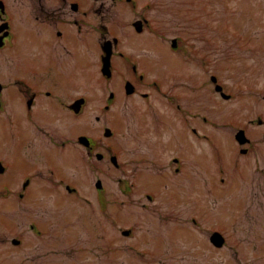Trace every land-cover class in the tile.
<instances>
[{"label": "rangeland", "instance_id": "rangeland-1", "mask_svg": "<svg viewBox=\"0 0 264 264\" xmlns=\"http://www.w3.org/2000/svg\"><path fill=\"white\" fill-rule=\"evenodd\" d=\"M138 1L136 6L152 20L153 30L138 34L130 29L128 24L139 12L126 2L116 8L104 3L100 13L92 12L95 28L90 25L86 30L97 40L102 37L97 30L102 24L110 32L107 37L119 34L124 47L140 56L147 69L143 88L153 90L149 82L165 81L170 92L183 94L182 108L160 94L147 104L141 96L136 101L122 97L119 91L116 98L122 99L112 111L100 112L99 102L103 103L101 95L107 86L87 71L91 46L83 47L82 39L71 38L81 49V61L66 60L72 65L68 86L77 85L74 89L87 95L89 104L81 124L77 119L75 127L60 121L56 124L70 137L81 131L100 141L103 124L112 118L113 124L108 123L113 138L103 136L99 142V151L105 154L102 160L90 158L75 144L81 159H73L71 142L73 151L66 163L62 166L53 161L52 168L66 183H77V192L68 193L57 183L53 186L45 177L33 182L22 200L17 190H10L20 191L31 176V172H24L32 170L34 164L23 147L27 137L22 126H9L2 133L0 125V162L6 167L5 173H0V264H264V193L251 197L253 184L244 181L225 189L221 178L222 168L230 166L235 152L230 147L239 127L259 110L264 111V0ZM176 35L182 39V48L177 51L171 46ZM202 57L209 59L206 65H201ZM210 69L228 85L226 92L234 94L230 101H224L226 114L219 113L217 104L223 100L214 94L217 104L211 113L220 119L219 124H204L201 117L196 118L199 132L210 134L215 144L192 132L196 120L187 127L182 118L186 112L199 116L210 110L201 98L204 90L209 93ZM98 114L104 115L100 122ZM154 118L161 123L160 128L154 127ZM57 132L54 128L55 135ZM248 132L255 135L257 128L250 125ZM33 139L37 140L36 135ZM110 146L119 152L118 167L110 160L114 153H109ZM224 151L228 152L226 157ZM176 152L177 164L172 158ZM255 160L256 155L243 165L251 176ZM98 178L103 191L95 186ZM46 186L48 192H44ZM36 188L41 191L37 193ZM30 195L33 197L28 198ZM239 200L245 203L243 209L235 204ZM32 219L40 220L48 231L41 237L45 239L41 242L31 233L26 236L27 243L23 239V245L13 244L12 239ZM124 228L131 229L130 237L122 234ZM215 230L227 234L231 244L248 241L244 245L256 249L248 254L230 253V247L219 249L210 241ZM246 232L251 236H245Z\"/></svg>", "mask_w": 264, "mask_h": 264}, {"label": "flooded vegetation", "instance_id": "flooded-vegetation-1", "mask_svg": "<svg viewBox=\"0 0 264 264\" xmlns=\"http://www.w3.org/2000/svg\"><path fill=\"white\" fill-rule=\"evenodd\" d=\"M123 2L130 4L132 0H0V125L3 129L2 133L6 132L9 126L14 128L18 125L22 126L23 134L27 137L23 146L25 154L31 162L36 164L30 166L32 170H24V172H31V176L29 178L27 176L28 179L24 180L21 190L18 191V188L10 190L12 192L17 190L18 199L24 200L27 198L26 190L33 182L37 184L38 180L41 181L45 177L52 180L53 186L57 183L59 187L62 186L68 193L76 192L75 185L69 184L68 181L66 183L64 177L59 176L60 172H55L52 168L54 166L53 161H58L62 166L66 163V159L70 157V150H72L70 149L71 142L74 149L71 154L73 159H81V157L77 156L78 153H76L74 144L76 148L79 146L80 150L81 148L85 150L90 158L100 152L99 142L103 140L101 138L102 134H98L100 141H96L97 139L93 138L90 139L91 144L87 148L79 140L80 136L83 135L81 131L70 137L61 125L56 124L57 121H60L67 123V126L68 123H71L72 127H75L76 124H73V122H76V119L81 124V116H83L89 104L88 96L80 90L74 89L77 85L73 84L72 88L68 86V81L70 80L68 76L72 70V65L68 64L66 60L71 58L73 61H81V49L75 46L71 38H78L80 41L82 39L84 41L83 47L86 45L91 46L92 50L89 49L91 63L87 71L93 79H102L105 82V86H107L105 88L106 93L101 95L103 103L99 102L98 109L100 112L109 113L112 111L114 105L122 99L116 98V92L118 93L119 91L124 98H133L136 101L142 98V101L147 104H152L156 94H160L165 97L168 103H177V108H182L183 94L180 91L170 92L165 88V81L154 80L149 82L152 83L153 90L143 88L142 82L147 79V69L142 65V61L139 60L140 56L130 53L124 47L123 39L119 35L116 36L112 33L110 37H106V33L110 32L108 28L104 27L107 32L97 40L92 32L86 30L90 25L95 28L92 12L100 13L105 6L103 5L104 3L116 8ZM132 8L139 13L136 14L128 26L135 31V23L141 21L142 32L140 34H144L152 26V21L150 18L145 17L141 13L140 8L134 3H132ZM102 26L97 28L101 33L103 30ZM102 38L104 42L108 39L112 41L116 38L118 39L116 42L109 44V48L112 50V76L109 78L102 72L104 56ZM92 39L97 41L92 42ZM181 48L182 44L178 43L174 50H181ZM193 52H196V49ZM208 60L206 57L200 58L201 65L206 64ZM123 69H126L125 72ZM79 73L80 76L77 80H79L78 83H81V67ZM213 75L214 72L210 69L211 84L208 87L209 93L206 90L201 93V98L207 106H210V110L207 109V112L201 116H198L196 112H186L182 118L187 127L197 117H201V123L204 124H219L217 120L220 119H214L211 113L215 108L214 104H217L214 102V94L223 100L222 104H217L219 113L226 114L228 112L224 101H230V98L225 100L220 93L216 92L215 85L211 79ZM117 77L119 83L117 82ZM128 83L132 85L130 92L127 89ZM222 85L226 92L225 84L223 83ZM210 88L215 93L210 91ZM81 98H84V102L77 104V101H80ZM220 106H222L221 108L224 109V112L219 110ZM103 119L104 115H96L97 122ZM106 122L107 124L102 126L104 130L110 126L109 123L113 124L112 118L111 121L107 120ZM153 122L155 128L161 127V123L156 118H154ZM198 122L196 120L195 125L191 126L192 132L195 135L197 134L198 137L208 140V144H215L210 134L202 132L201 129L200 132L199 130L197 131ZM250 125L257 128L255 135L248 134L247 130ZM78 126L81 127L79 124ZM263 126L264 111L259 110L253 118L248 119V123L239 127L246 130L247 138L243 139L244 143H240L239 139L234 137L235 141L232 142V147L230 148L232 152H235L233 153L230 166L221 170L223 173L221 178L225 189H231L234 183L244 181L247 185L253 184L251 197L257 196L256 192L264 193ZM54 128L58 131L56 135ZM73 130L75 129L73 128ZM31 132L33 134L32 137ZM34 135H36L38 141L33 139ZM112 137L113 135L108 138ZM180 144L185 146L188 143L180 142ZM225 146L226 144L223 143L222 148L226 149ZM111 149L109 147V150ZM156 149L158 152V146H156ZM157 152L155 155H157ZM224 152L223 156L226 157L228 152ZM254 155H256L255 173L254 176H251V173L243 169V165L246 160L251 159ZM176 157H178L177 152L172 158L176 159ZM59 158L62 159L59 161ZM5 171L6 169L0 173L4 174ZM34 172L37 173V177ZM65 184L69 185L65 187ZM48 189L49 187L46 186L44 192H48ZM40 191L41 188H36L37 193ZM31 195L35 196L36 194L32 192ZM31 195L28 198L33 197ZM262 197L264 198V196ZM148 198L149 202H152L149 194ZM235 204L240 209H243L242 204L245 203L239 200ZM251 209L253 208L251 207ZM254 214L259 216V212L254 211ZM40 220L32 219L30 223L23 225L19 237L12 239L14 244L16 246L23 245V239L27 243L26 236L31 233L35 237L40 238L42 242L45 238L41 237L45 233L47 235L48 231H44ZM245 236L250 237L251 234L246 232ZM247 237L242 239H247ZM17 239L20 240L19 243L15 242ZM246 242L248 241L231 244L226 237L223 248L230 247L231 250H228L230 253L241 251L244 254L256 249H248L249 247L246 244L244 245ZM228 243L230 244L228 245ZM46 250L53 249L52 247H46Z\"/></svg>", "mask_w": 264, "mask_h": 264}, {"label": "water", "instance_id": "water-1", "mask_svg": "<svg viewBox=\"0 0 264 264\" xmlns=\"http://www.w3.org/2000/svg\"><path fill=\"white\" fill-rule=\"evenodd\" d=\"M140 29V28H139ZM109 42L107 43V45H106V47L108 48V49H110L109 48ZM173 46H176V40H173ZM110 51L108 50V52H107V55L104 57V65H103V72L104 73H110ZM108 73V74H109ZM214 80H216V78L214 77L213 78ZM222 87L221 86H219L218 87V89H221ZM127 89H128V92H130L131 91V89H132V85L129 83L128 85H127ZM227 97H228V95H227ZM79 102V103H78ZM83 102V99L81 98L80 99V101H77V104H80V103H82ZM106 135L108 136V135H111V131L110 130H108L107 129V131H106ZM236 137L241 141V142H244V138H245V132H244V130H239L238 132H237V134H236ZM81 142H83V143H85L86 145H88L89 144V140L87 139V137H85V136H82L81 137ZM102 157V155L101 154H99V158H101ZM112 160L115 162V163H117V158L114 156V157H112ZM0 171H3V167H2V165H0ZM96 185H97V187H99V188H101L102 187V183H101V181L100 180H98L97 181V183H96ZM124 233L125 234H128L129 232L128 231H124ZM211 239H212V241L216 244V245H218V246H220V245H222V243H223V236L219 233V232H214L213 233V235H212V237H211Z\"/></svg>", "mask_w": 264, "mask_h": 264}]
</instances>
